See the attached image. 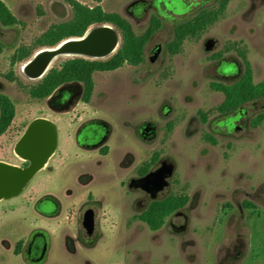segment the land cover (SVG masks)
Masks as SVG:
<instances>
[{"label": "rangeland", "instance_id": "rangeland-1", "mask_svg": "<svg viewBox=\"0 0 264 264\" xmlns=\"http://www.w3.org/2000/svg\"><path fill=\"white\" fill-rule=\"evenodd\" d=\"M2 1L19 24H0V93L16 107L12 127L0 138V160L20 166L16 145L38 119L57 127L58 145L48 166L20 194L0 203V264H37L24 256L28 239L21 238L34 229L44 231L49 243L39 264H264V122L252 126L264 114V98L221 114L225 96L211 87L242 77L241 52L255 83L264 79V0L231 1L218 22L186 40L174 56L167 46L175 27L201 10L216 9L219 0H103V9L128 20L137 35L146 32L153 16L161 20V29L147 44L140 66L95 73L91 102H80L68 114L56 111L51 97L32 99L28 89L44 78L29 79L21 72L26 61L12 68L11 58L21 47L33 55L39 51L38 40L52 26L70 21L72 8L63 0ZM73 59L108 60L60 59L52 69ZM11 71L16 81L6 78ZM86 119L109 126L103 148L88 151L83 145L89 141L76 142V127ZM146 125L155 134L141 137ZM100 131L96 127L91 137ZM155 156L150 172L163 161L173 163L175 171L153 199L129 185L142 178L141 168ZM171 195H186L189 201L159 231L137 220L152 201ZM46 197L58 205L44 201L36 209L35 202ZM89 204L96 213L93 238L82 225Z\"/></svg>", "mask_w": 264, "mask_h": 264}, {"label": "trees", "instance_id": "trees-1", "mask_svg": "<svg viewBox=\"0 0 264 264\" xmlns=\"http://www.w3.org/2000/svg\"><path fill=\"white\" fill-rule=\"evenodd\" d=\"M73 11L70 21L52 26L39 40L37 48H53L62 41L70 38H81L93 26L111 25L121 36V46L110 59L106 61H89L85 59H73L65 62L60 68L51 69L44 79L36 86L28 89L29 96L34 100H46L62 85L72 82L81 83L84 87V102L90 103L95 90L93 76L95 73H108L117 71L125 66L138 67L145 60L147 44L161 29V20L153 16L150 26L142 35H137L132 24L118 13H108L100 5L103 0H94L98 5L88 7L76 0H63ZM233 0H219L218 6L213 10H201L193 19L179 23L174 29L172 41L167 46L171 56L181 52L186 40L201 36L208 27L218 22L225 14L229 4ZM0 24L4 27H14L19 24L15 16L10 12L6 4L0 0ZM3 47L0 45V54ZM33 51L27 47L19 48L11 58L12 68L17 64L32 58ZM243 64L242 77L234 84H212V89L225 96L224 102L218 107V112L227 114L235 111L242 105L264 98V79L256 84L251 63L244 52L239 53ZM220 58V56L218 57ZM8 80L16 81L14 72L6 76ZM16 118V107L9 97L0 93V138L12 127ZM203 123L207 122L206 115L202 114ZM264 122V114L258 115L252 122L253 127ZM206 140L215 144L211 137ZM157 162L155 156L152 163L144 165L140 170V176H146L151 167ZM186 195H171L162 200L151 202L145 212L137 217V220L146 224L153 232L159 231L167 218L182 210L188 204ZM245 206L253 208V205L245 203ZM19 251L22 243H19Z\"/></svg>", "mask_w": 264, "mask_h": 264}, {"label": "water", "instance_id": "water-1", "mask_svg": "<svg viewBox=\"0 0 264 264\" xmlns=\"http://www.w3.org/2000/svg\"><path fill=\"white\" fill-rule=\"evenodd\" d=\"M108 27L114 28L111 25L93 26L91 28H94L95 32L90 34L89 37L86 38V35L91 28L81 38H70L78 42L65 46L57 54H79L99 58L109 55L116 49L117 52L121 46V36H119V43L117 37L106 29ZM84 38L86 39L84 40ZM70 39L62 41L56 47L40 49L26 63L33 62L37 53L45 49H57ZM80 40L84 41L79 42ZM211 48L212 45L207 44V50ZM54 56L45 55L39 65L29 73L28 78L31 80L41 77L44 78L50 71L49 66ZM56 140V127L53 123L45 119L34 121L24 137L23 145L19 148V155L28 159L31 164L26 168L0 164V195L10 197L21 192L47 166L49 159L54 154ZM174 171L175 165L173 163L163 161L157 169L151 171L145 177L132 180L130 188L140 189L149 194L153 199H156L159 193L163 192L169 186V180L173 177ZM94 226L93 213L92 211H87L83 218V228L88 234H91Z\"/></svg>", "mask_w": 264, "mask_h": 264}, {"label": "flooded vegetation", "instance_id": "flooded-vegetation-1", "mask_svg": "<svg viewBox=\"0 0 264 264\" xmlns=\"http://www.w3.org/2000/svg\"><path fill=\"white\" fill-rule=\"evenodd\" d=\"M158 52H160V50ZM84 93H85L84 87H83V85L81 83H77V82L67 83V84H64V85L60 86L54 92V94L51 96L50 103L53 105L55 110L58 111L59 113L68 114L71 111L75 110L76 106L80 102H82L85 105L89 104V103H85L84 100H83ZM30 125L27 127L25 133L22 135L21 139L18 141V143L16 145V152L18 153V155H19V148L23 145L24 137H25ZM96 127H99L101 131L97 132L96 135L94 136V138H92L91 135H92V133H93V131H94V129ZM154 130H155L154 127H152L151 125H146V126L141 128L140 136L141 137H146L147 135H149L148 132H152V131H153L152 134H155ZM110 133H111L110 128L105 122L100 121V120H89V119H86L85 121H83V123H79L77 125L76 132H75V140H76V142L78 144L80 143L79 139H81V138H84L85 141H89V144L83 145V147L86 148V150H88V151H89V149H91V150H95V149H98V148L101 149V148L104 147V145L106 143H108L109 137H110ZM56 135H57V140H56L55 151H56V148H57V145H58V130H57V127H56ZM55 151H54V153H55ZM101 154L102 155H106L107 154V150L101 151ZM19 156H20V160H21L20 166L11 165L6 160L5 161L0 160V164L6 165V166L18 167V168L29 167L30 164H31L30 161L28 159H26L25 157H23L22 155H19ZM47 166H48V164H47ZM21 192L17 193L14 196H10V197L4 196V195H0V203L9 201L11 198L17 196ZM92 200L93 199L90 198V201H88V202H92ZM44 201H53L55 204L58 203L55 199H52V197H46L45 199H41V200L36 201L34 207L36 209H40L41 206L43 205ZM86 206L88 207V209L85 211V213L87 211H92L93 217H94V221H95V226H94L93 232L91 234H88L86 232V234H87V236L89 238H93L96 235V233H97V231H96V213H95V210L92 208L93 207L92 204H89V205H86ZM24 223H25V220L24 221H20L19 225H21V226L25 225ZM82 225H83V222H82ZM22 233H23V235H21L22 236L21 238L22 239H24V238L28 239V242H27V244L25 246V249H24V256L31 263H37V264L42 263L46 259V255H47V252L49 250V243H48V240H47V237H46V233L44 231H42L41 229H36V230L34 229L27 236L25 235L27 233H25V232H22Z\"/></svg>", "mask_w": 264, "mask_h": 264}, {"label": "bare ground", "instance_id": "bare-ground-1", "mask_svg": "<svg viewBox=\"0 0 264 264\" xmlns=\"http://www.w3.org/2000/svg\"><path fill=\"white\" fill-rule=\"evenodd\" d=\"M108 29L113 35H115L120 43V37H119V34L118 32L114 29V28H106ZM93 32H95V29L94 28H91L90 31L88 32V34L86 35V38L90 36V34H92ZM84 38V40L86 39ZM84 40H80L79 42L81 41H84ZM75 42H78V41H75V40H68L66 41L65 43H63L61 46H59L57 49H54V50H43L39 53H37L34 57V61L33 62H30V63H24L22 66H21V72L25 75V76H29V73L34 69L36 68L39 63L41 62V59L45 56V55H55L51 61V64L49 66V69L51 70L53 68V65L60 59H70V58H77V57H81V58H88V59H93V60H104V59H108L110 57H112L115 53H116V50H114L112 53H110L109 55L105 56V57H89V56H85V55H79V54H57L59 52H61L63 50V48L69 44H72V43H75ZM38 52V51H37ZM42 79L41 78H38V79H35L36 81L37 80H40Z\"/></svg>", "mask_w": 264, "mask_h": 264}]
</instances>
